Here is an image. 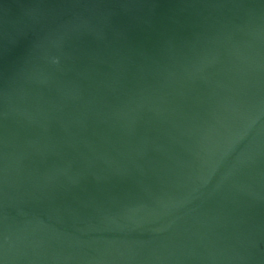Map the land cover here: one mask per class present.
Returning <instances> with one entry per match:
<instances>
[{"label":"water","instance_id":"95a60500","mask_svg":"<svg viewBox=\"0 0 264 264\" xmlns=\"http://www.w3.org/2000/svg\"><path fill=\"white\" fill-rule=\"evenodd\" d=\"M0 264H264V0H0Z\"/></svg>","mask_w":264,"mask_h":264}]
</instances>
